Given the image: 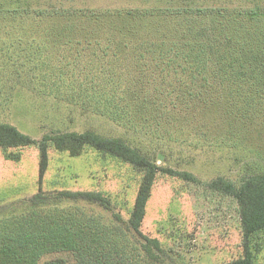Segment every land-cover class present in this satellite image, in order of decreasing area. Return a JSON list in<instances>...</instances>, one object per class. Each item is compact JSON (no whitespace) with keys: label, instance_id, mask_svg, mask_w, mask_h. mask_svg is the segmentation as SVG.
<instances>
[{"label":"rangeland","instance_id":"obj_1","mask_svg":"<svg viewBox=\"0 0 264 264\" xmlns=\"http://www.w3.org/2000/svg\"><path fill=\"white\" fill-rule=\"evenodd\" d=\"M259 5L264 6V0H0V13L9 16L18 12L33 17L57 11H160L167 13L166 17L152 18L153 26L159 24L160 31L145 34L172 33L174 26L182 32L199 30L201 33L205 28L206 37L189 35L191 45L192 39L201 44L210 39L212 10L232 12ZM175 12L185 17L175 18L172 16ZM196 13L209 16L193 18ZM18 14L14 15L19 17ZM228 19L223 17L214 22L216 30L224 34V43L231 32ZM7 23L20 25L13 20ZM40 23V28L48 27L42 20H21V26L27 27ZM37 32L21 27L0 29V122L12 123L39 141L48 133L87 129L121 135L161 166L194 174L196 181L163 171L158 173L147 205L143 233L161 241L165 248L162 264H218L240 258L243 230L238 204L233 197L211 189L209 184L223 176L239 185L245 174L264 171V103L253 108L242 105L224 110L217 106L209 113L203 107L206 104L187 102L188 109L179 104L176 112L169 107L170 97L165 96L167 110L160 126L154 124L157 130L143 117H135L136 111L119 100L113 106L112 98L105 97L106 101L91 96L97 92L102 94L103 84L96 89L90 87L98 84L91 81L102 78L100 70L103 72L106 67L98 66L95 70L94 61L84 60L76 68L77 52L62 42L69 35ZM22 37L26 38L23 41H33L22 46ZM209 41L212 46L213 40H208L207 46ZM88 51L85 58L90 57ZM144 55L146 59L151 58L149 53ZM75 69L79 72L74 75ZM104 77L107 76L103 74ZM123 79L127 78L123 76ZM213 101L218 103L214 95ZM40 161L38 144L0 147V230L10 218L29 211L30 198L42 190L55 200L49 207L60 210L56 215L71 216L70 228L76 229L74 222L96 221L133 244L138 241L128 228V220L140 186L141 171L92 146L80 155H72L51 145L43 177ZM60 191H99L112 201L113 207L106 209L98 203L56 197ZM68 236L76 237L74 233ZM83 244L86 246L87 240ZM94 245L90 242L89 248ZM58 258L64 259L65 264H77V257L69 250L49 252L41 257L39 264ZM0 264L5 263L0 260Z\"/></svg>","mask_w":264,"mask_h":264},{"label":"trees","instance_id":"obj_2","mask_svg":"<svg viewBox=\"0 0 264 264\" xmlns=\"http://www.w3.org/2000/svg\"><path fill=\"white\" fill-rule=\"evenodd\" d=\"M210 13L213 15V27L210 25L208 34L210 39L202 44L192 39L191 45L189 35L192 38L206 37L205 28L201 33H198L199 30L182 32L181 28L174 26L175 32L172 33L164 31L155 35L145 34L159 29V24L153 26L152 18L166 17L167 13L160 11H57L50 14L38 13L33 17L20 15L18 12L9 16L0 13V29L21 27L30 32L37 30L43 34L58 32L69 35L62 42L74 47L77 52L74 58L76 68L84 60H89V63L94 61L97 64L95 70L98 66L106 67H103V72L100 70L102 78L91 81L98 84L94 83L96 86L92 84L90 87L96 89L103 84L102 94L97 92L91 96L104 98L106 101L108 99L105 97L112 98L113 106L119 100L121 104L136 111L134 116L143 117L148 125L158 130L156 126H160L167 110L164 105L165 96L170 97L169 107L176 112L179 104H184L188 109L187 102L200 106L206 104L203 107L209 113L217 106L224 110L228 107L241 108L242 105L253 108L264 103V6L232 12L212 10ZM196 14L193 18L209 16ZM180 15L182 13L172 14L179 19L185 17ZM22 17L30 21L42 20V24L48 27L40 28L41 23L33 27L21 26ZM223 17L229 18L231 26L225 43L222 37L224 34L221 35L214 25L217 19ZM17 19L20 20L17 22ZM8 20L20 25H9ZM38 32L36 34H41ZM24 39L26 38L22 37V46L25 45L23 43L33 41H23ZM208 40H213L212 46L211 41L207 46ZM87 51L89 58H85ZM144 53L151 54V58L148 56L146 59ZM76 72L79 70L75 69L74 75ZM103 74L107 77L103 78ZM123 76L127 79H123ZM213 95L218 103L213 101ZM195 108L198 110L196 106ZM127 121L131 122L130 119ZM32 143L41 147V177L48 166V148L51 145L58 150H68L72 155H80L84 149L92 146L141 171L140 186L128 220V228L139 242L133 244L131 240L119 236L115 230L99 225L96 221L91 224L74 222L76 229L70 228L68 219L72 220L71 216L56 215L60 210L55 207L50 209V202H53L47 196L50 193L41 190L30 198L29 211L2 224L0 260L5 264H39L41 257L49 252L69 250L77 257V264H162L161 255L165 248L161 241L142 231L157 175L163 171L185 180L196 181L194 174L161 166L157 160H153L121 135H108L87 129L48 133L39 141L23 133L12 123L0 122V147ZM209 185L211 189L235 199L243 230L242 256L218 264H264V171L245 174L239 185L223 176L212 180ZM62 196L98 203L106 209L113 207L112 201L99 191H60L56 197ZM115 216L121 219L118 214ZM117 230L125 233L121 228L117 227ZM68 233H74L76 237H69ZM86 240L87 244L84 246L83 241ZM90 242L95 245L89 248ZM43 264H65V260L58 258Z\"/></svg>","mask_w":264,"mask_h":264},{"label":"water","instance_id":"obj_3","mask_svg":"<svg viewBox=\"0 0 264 264\" xmlns=\"http://www.w3.org/2000/svg\"><path fill=\"white\" fill-rule=\"evenodd\" d=\"M159 158L162 159L163 158V155H160Z\"/></svg>","mask_w":264,"mask_h":264}]
</instances>
